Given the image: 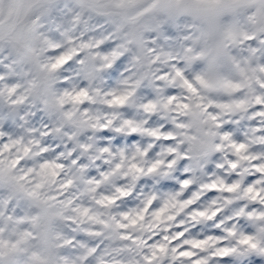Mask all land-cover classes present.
Segmentation results:
<instances>
[{"label": "clouds", "instance_id": "obj_1", "mask_svg": "<svg viewBox=\"0 0 264 264\" xmlns=\"http://www.w3.org/2000/svg\"><path fill=\"white\" fill-rule=\"evenodd\" d=\"M0 264H264V0H0Z\"/></svg>", "mask_w": 264, "mask_h": 264}]
</instances>
